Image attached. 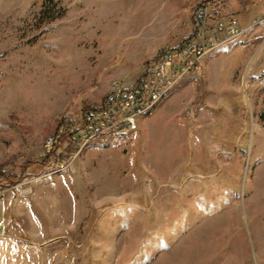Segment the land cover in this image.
<instances>
[{
  "label": "rangeland",
  "instance_id": "1",
  "mask_svg": "<svg viewBox=\"0 0 264 264\" xmlns=\"http://www.w3.org/2000/svg\"><path fill=\"white\" fill-rule=\"evenodd\" d=\"M202 1L0 0V264H264V0L138 130L68 136Z\"/></svg>",
  "mask_w": 264,
  "mask_h": 264
},
{
  "label": "built area",
  "instance_id": "2",
  "mask_svg": "<svg viewBox=\"0 0 264 264\" xmlns=\"http://www.w3.org/2000/svg\"><path fill=\"white\" fill-rule=\"evenodd\" d=\"M225 0H204L194 12L195 32L178 47L165 50L132 85L115 81L104 98L83 115L75 151L95 141L136 131L181 84L202 70L208 48H218L241 30L239 18L226 10ZM56 140L48 141V149Z\"/></svg>",
  "mask_w": 264,
  "mask_h": 264
},
{
  "label": "crops",
  "instance_id": "3",
  "mask_svg": "<svg viewBox=\"0 0 264 264\" xmlns=\"http://www.w3.org/2000/svg\"><path fill=\"white\" fill-rule=\"evenodd\" d=\"M179 92V91H178ZM172 94H174V93H172ZM170 95L169 97H168V99H166V100H164L161 104H160V106H159V108H158V110H157V113H156V115L155 116H157L159 113H160V111H161V109H162V106L164 105V104H166L169 100H171L176 94H174V95ZM148 120V119H147Z\"/></svg>",
  "mask_w": 264,
  "mask_h": 264
},
{
  "label": "trees",
  "instance_id": "4",
  "mask_svg": "<svg viewBox=\"0 0 264 264\" xmlns=\"http://www.w3.org/2000/svg\"><path fill=\"white\" fill-rule=\"evenodd\" d=\"M76 133H77V130L72 131V132L68 135L69 138H70V140H73V142H75V139H76L75 135H76ZM1 178H4V176L0 177V179H1Z\"/></svg>",
  "mask_w": 264,
  "mask_h": 264
},
{
  "label": "bare ground",
  "instance_id": "5",
  "mask_svg": "<svg viewBox=\"0 0 264 264\" xmlns=\"http://www.w3.org/2000/svg\"><path fill=\"white\" fill-rule=\"evenodd\" d=\"M240 32H241V30H237L236 35H238ZM208 49H210V48H208Z\"/></svg>",
  "mask_w": 264,
  "mask_h": 264
}]
</instances>
